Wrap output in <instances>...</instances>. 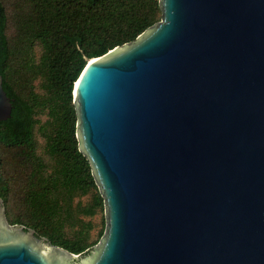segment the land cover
<instances>
[{
  "label": "water",
  "instance_id": "95a60500",
  "mask_svg": "<svg viewBox=\"0 0 264 264\" xmlns=\"http://www.w3.org/2000/svg\"><path fill=\"white\" fill-rule=\"evenodd\" d=\"M158 2L73 86L99 244L74 255L0 200V264H264V0ZM11 111L0 73V123Z\"/></svg>",
  "mask_w": 264,
  "mask_h": 264
},
{
  "label": "trees",
  "instance_id": "16d2710c",
  "mask_svg": "<svg viewBox=\"0 0 264 264\" xmlns=\"http://www.w3.org/2000/svg\"><path fill=\"white\" fill-rule=\"evenodd\" d=\"M15 6L9 37L0 1V73L12 104L11 117L0 123V147L8 153L0 155V200L10 225L79 255L100 241L105 221L91 241V219L104 207L78 150L73 86L87 60L158 23L159 2L16 0Z\"/></svg>",
  "mask_w": 264,
  "mask_h": 264
},
{
  "label": "rangeland",
  "instance_id": "374dc122",
  "mask_svg": "<svg viewBox=\"0 0 264 264\" xmlns=\"http://www.w3.org/2000/svg\"><path fill=\"white\" fill-rule=\"evenodd\" d=\"M5 8H6V12L8 14V27H7V35L10 37L12 35H14L15 33V22H16V18H15V3H16V0H0ZM38 53L39 50H37ZM39 141V144L42 145V142L38 139ZM0 155L1 157L4 159L5 157H7L8 153L7 151L0 147ZM18 186V184H17ZM89 220V219H87ZM92 223L94 224V229L93 231L91 232V241H96L98 239V234H99V231L102 230V228L104 227V221H105V217H104V212H99L95 217H93L91 219ZM99 244V242L94 245L93 247L97 246ZM92 247V248H93Z\"/></svg>",
  "mask_w": 264,
  "mask_h": 264
}]
</instances>
